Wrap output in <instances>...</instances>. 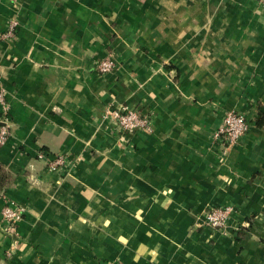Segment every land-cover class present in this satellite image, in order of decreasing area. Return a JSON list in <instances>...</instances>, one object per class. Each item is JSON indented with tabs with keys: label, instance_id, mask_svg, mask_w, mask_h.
<instances>
[{
	"label": "crops",
	"instance_id": "1",
	"mask_svg": "<svg viewBox=\"0 0 264 264\" xmlns=\"http://www.w3.org/2000/svg\"><path fill=\"white\" fill-rule=\"evenodd\" d=\"M14 21L0 37V222L6 199L24 214L12 237L0 227V264H264L257 0H0V35ZM107 56L116 68L102 74ZM112 102L151 131L122 133L104 116ZM231 110L249 128L224 154L214 132ZM226 205L225 229L204 223Z\"/></svg>",
	"mask_w": 264,
	"mask_h": 264
},
{
	"label": "built area",
	"instance_id": "2",
	"mask_svg": "<svg viewBox=\"0 0 264 264\" xmlns=\"http://www.w3.org/2000/svg\"><path fill=\"white\" fill-rule=\"evenodd\" d=\"M19 3L21 0H12ZM264 7V0H257ZM16 22H12L7 30L3 32L1 39L9 40L15 36ZM116 68V61L107 56L98 64V70L102 74L113 72ZM3 92H0V101L5 105ZM6 112L2 121H9V112ZM107 119L113 121L116 126L125 134L135 135L139 132H149L152 129V124L149 117L142 113L138 108L131 106L128 103L112 102L107 105L105 115ZM249 128V122L246 116L239 111H228L223 119V122L214 132V139L219 144L222 153L234 144H236ZM9 137L8 125L0 126V144L6 142ZM37 156L45 159L52 170H62L67 166L66 156L64 154L50 155L46 150L38 151ZM232 206L213 207L205 212L204 223L214 229H225L228 220L233 212ZM24 208L17 204L14 200L6 199L1 212L0 227L2 231L12 237L16 234L17 225L22 219ZM120 264V263H116Z\"/></svg>",
	"mask_w": 264,
	"mask_h": 264
},
{
	"label": "trees",
	"instance_id": "3",
	"mask_svg": "<svg viewBox=\"0 0 264 264\" xmlns=\"http://www.w3.org/2000/svg\"><path fill=\"white\" fill-rule=\"evenodd\" d=\"M256 124L260 127H264L263 116H261L257 120ZM10 182H11L10 174H9L8 170L4 167V165L0 162V194L4 193L7 190V187H8ZM248 223H251V219L248 220ZM247 229H248L247 227L242 226L239 229L238 235L244 236L246 234Z\"/></svg>",
	"mask_w": 264,
	"mask_h": 264
},
{
	"label": "water",
	"instance_id": "4",
	"mask_svg": "<svg viewBox=\"0 0 264 264\" xmlns=\"http://www.w3.org/2000/svg\"><path fill=\"white\" fill-rule=\"evenodd\" d=\"M2 125H8V122L0 121V126H2Z\"/></svg>",
	"mask_w": 264,
	"mask_h": 264
}]
</instances>
